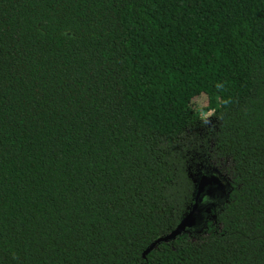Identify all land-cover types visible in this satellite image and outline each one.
Segmentation results:
<instances>
[{"label":"trees","instance_id":"1","mask_svg":"<svg viewBox=\"0 0 264 264\" xmlns=\"http://www.w3.org/2000/svg\"><path fill=\"white\" fill-rule=\"evenodd\" d=\"M0 264H264V0H0Z\"/></svg>","mask_w":264,"mask_h":264},{"label":"water","instance_id":"2","mask_svg":"<svg viewBox=\"0 0 264 264\" xmlns=\"http://www.w3.org/2000/svg\"><path fill=\"white\" fill-rule=\"evenodd\" d=\"M215 172L192 175L195 187L194 202L177 226L169 233L151 242L144 251V255L155 248L159 242L171 241L182 233L189 231L190 228L198 227L203 222H207L206 213H210L211 208L215 209L216 205L214 203H203V199L224 194L226 197L228 196V183L217 171Z\"/></svg>","mask_w":264,"mask_h":264},{"label":"rangeland","instance_id":"3","mask_svg":"<svg viewBox=\"0 0 264 264\" xmlns=\"http://www.w3.org/2000/svg\"><path fill=\"white\" fill-rule=\"evenodd\" d=\"M193 103L195 104V106H199V107H206L208 101L206 99V97H204L203 95L202 96H197V97H194L192 99ZM212 110H205L203 111L202 110V116L203 117H209V115L211 114Z\"/></svg>","mask_w":264,"mask_h":264}]
</instances>
